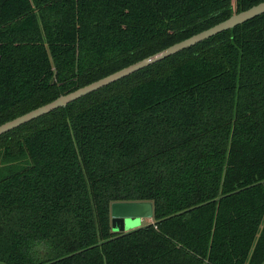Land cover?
<instances>
[{
  "label": "trees",
  "instance_id": "obj_1",
  "mask_svg": "<svg viewBox=\"0 0 264 264\" xmlns=\"http://www.w3.org/2000/svg\"><path fill=\"white\" fill-rule=\"evenodd\" d=\"M261 2L0 0V125ZM0 264H264V14L1 135Z\"/></svg>",
  "mask_w": 264,
  "mask_h": 264
},
{
  "label": "water",
  "instance_id": "obj_2",
  "mask_svg": "<svg viewBox=\"0 0 264 264\" xmlns=\"http://www.w3.org/2000/svg\"><path fill=\"white\" fill-rule=\"evenodd\" d=\"M264 14V2H261L246 11L234 14L228 19L215 26L195 34L181 42H178L166 49H163L149 57H146L132 65H129L104 78L92 82L66 95H61L52 102L40 106L22 116L0 125V136L14 130L21 125L40 118L59 108H65L68 104L110 84H113L125 77H128L144 68L158 63L183 50L193 47L217 34L233 29L259 15ZM153 215V207L150 203H115L111 206V228L113 232H121L124 229V222L131 219H149Z\"/></svg>",
  "mask_w": 264,
  "mask_h": 264
},
{
  "label": "rangeland",
  "instance_id": "obj_3",
  "mask_svg": "<svg viewBox=\"0 0 264 264\" xmlns=\"http://www.w3.org/2000/svg\"><path fill=\"white\" fill-rule=\"evenodd\" d=\"M153 222V215L149 219H131L124 222L123 233H129L137 229L143 228ZM113 232V231H112ZM117 233H120L119 231Z\"/></svg>",
  "mask_w": 264,
  "mask_h": 264
}]
</instances>
